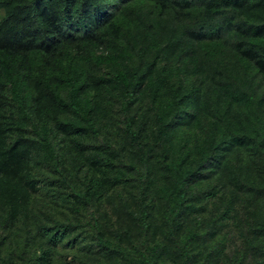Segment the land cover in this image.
I'll use <instances>...</instances> for the list:
<instances>
[{
  "label": "trees",
  "instance_id": "16d2710c",
  "mask_svg": "<svg viewBox=\"0 0 264 264\" xmlns=\"http://www.w3.org/2000/svg\"><path fill=\"white\" fill-rule=\"evenodd\" d=\"M233 57L239 58L245 72L250 62L264 69V0H0V203L7 215L28 208L26 172L30 174L36 151L57 163L51 133L82 136L95 130L91 90L115 94L125 113L145 94L154 108L162 163L174 176L172 184L161 185L158 191L164 200L174 199L167 222L175 235L177 219L189 208L187 196L196 168L225 141L232 147L250 146L258 137L252 145L264 146L262 113L251 129L236 127L231 135L219 122H211L199 138L194 166H186L183 157H172L168 139L175 124L182 114L189 115V109H200L205 98L225 112L234 102L241 108L258 107L251 80L240 79L241 70L229 65ZM211 71L217 78L200 86L175 80L177 73ZM30 130L39 138H28ZM126 131L136 143L138 160L145 164L147 150L132 117L126 119ZM9 134L15 135L13 143L8 142ZM107 148L121 159L120 150L109 143ZM78 196L89 202L91 188ZM148 217L149 206L142 199L140 220L145 228ZM55 223L62 235L52 236V247L79 227ZM94 226L98 246L139 264H155L137 247L123 248L120 235L116 241L105 239L97 220ZM198 236L188 231L181 239L183 264H190L189 245ZM52 247L25 264H57ZM159 251L160 247L155 252Z\"/></svg>",
  "mask_w": 264,
  "mask_h": 264
},
{
  "label": "rangeland",
  "instance_id": "374dc122",
  "mask_svg": "<svg viewBox=\"0 0 264 264\" xmlns=\"http://www.w3.org/2000/svg\"><path fill=\"white\" fill-rule=\"evenodd\" d=\"M250 63L246 72L239 58L233 57L229 65L241 70L240 79L251 80L258 96L256 110L234 102L225 112L205 98L200 109H189V115L182 114L175 124L168 139L173 158L183 157L186 166H194L199 138L213 121L229 135L236 127L252 128L264 113V69ZM177 75L175 80L190 86L217 78L213 71ZM88 94L96 132L82 136L51 133L58 161L36 151L30 174L26 172L27 210L22 213L19 208L9 217L0 203V264L3 260L25 264L52 247V236L62 235L55 221L79 225L52 247L55 263L139 264L121 252L98 246L95 220L105 239L116 241L120 235L123 248L137 247L155 264H183L178 247L188 231L199 235L189 245L190 264H264V146L252 145L258 137L250 146L232 147L225 141L211 159L196 168L187 196L189 208L177 219L174 235L167 222L174 199L164 200L158 191L159 186L172 184L174 176L162 163L151 99L140 95L125 113L115 94L102 89ZM128 117L140 130V141L147 150L145 164L138 160L136 143L126 131ZM14 136L7 135L8 142L13 143ZM27 137L36 140L39 135L30 130ZM107 143L121 151V159L110 154ZM96 183L102 187L95 190ZM88 187L93 197L84 202L78 195ZM142 199L149 206L147 228L140 220ZM158 247L160 251L155 252Z\"/></svg>",
  "mask_w": 264,
  "mask_h": 264
}]
</instances>
